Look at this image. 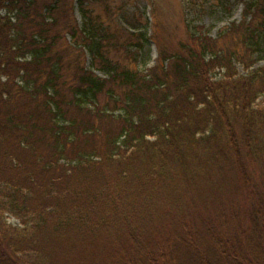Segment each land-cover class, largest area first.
<instances>
[{"label":"trees","instance_id":"trees-1","mask_svg":"<svg viewBox=\"0 0 264 264\" xmlns=\"http://www.w3.org/2000/svg\"><path fill=\"white\" fill-rule=\"evenodd\" d=\"M242 2L215 38L226 0L188 3L171 48L148 4L0 0V264H264V0Z\"/></svg>","mask_w":264,"mask_h":264},{"label":"rangeland","instance_id":"rangeland-1","mask_svg":"<svg viewBox=\"0 0 264 264\" xmlns=\"http://www.w3.org/2000/svg\"><path fill=\"white\" fill-rule=\"evenodd\" d=\"M125 5L123 12L127 11L126 14L133 16L134 20H141L143 18V9L146 4L150 5L153 9L152 15L155 19V35L159 39V43L162 41L169 47H175L178 41L185 40L188 36L186 28L184 26V12L186 14L191 13L188 10V3L196 2L197 0H117ZM204 1V0H199ZM226 5L229 7L230 14L225 13L218 8L212 7L210 4L204 6L206 9L204 14L199 18L202 25L210 29V37L215 38L218 30L223 26H226L230 21H238L241 18V9L243 7L242 0H226ZM120 7V6H119ZM197 8V7H196ZM194 9V8H193ZM148 12V11H147ZM192 16L196 17L195 14L191 13ZM206 29V30H207ZM156 48L152 46L151 49V66L156 57ZM259 63V65H261ZM236 70L243 74L244 71L239 64H235ZM264 105V97L257 99L255 107H261ZM240 201V200H239ZM8 223L11 225H18V221L13 217L8 216Z\"/></svg>","mask_w":264,"mask_h":264}]
</instances>
